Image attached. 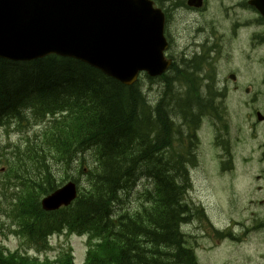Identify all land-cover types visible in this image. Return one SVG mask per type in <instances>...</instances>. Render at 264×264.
I'll return each mask as SVG.
<instances>
[{
	"label": "trees",
	"instance_id": "16d2710c",
	"mask_svg": "<svg viewBox=\"0 0 264 264\" xmlns=\"http://www.w3.org/2000/svg\"><path fill=\"white\" fill-rule=\"evenodd\" d=\"M54 69L79 72L81 79L56 72L53 75L58 77L40 80L39 88L31 86L25 92H16L19 83L22 90L28 87L22 84L24 77L9 71ZM175 74L174 67L173 73L165 76L160 98L151 101L148 91H143L140 85L124 86L73 59L49 56L30 63L0 59V124L25 112L35 121L53 118L42 133L45 147L38 161L39 176L28 180V194L21 201V208L37 211L40 198L58 187L52 161L72 169L86 153L97 156L80 198L72 207L55 213L64 221L48 225L50 231L68 227L101 241L92 245L87 264H197L182 232L184 223L190 219L185 197L191 185L187 182L183 187V172L174 163L179 166L183 163L159 162L156 156L158 150L169 144L173 126L182 133L188 120L185 110L191 116L194 113L193 108L182 102L184 81L172 80ZM57 81H61V86L56 85ZM191 81L198 84V74L192 75ZM206 81L210 88L214 86L212 74ZM49 82L56 88H44ZM177 121L184 125H178ZM139 171L156 177L161 189L153 195L154 208L150 212L130 216L123 214L125 199L120 200L118 192L124 184L133 182ZM39 217L37 223L25 227L26 235L35 237L45 231L42 222L48 215L41 210ZM0 264L35 263L20 256L3 258Z\"/></svg>",
	"mask_w": 264,
	"mask_h": 264
},
{
	"label": "rangeland",
	"instance_id": "374dc122",
	"mask_svg": "<svg viewBox=\"0 0 264 264\" xmlns=\"http://www.w3.org/2000/svg\"><path fill=\"white\" fill-rule=\"evenodd\" d=\"M252 15V13H249ZM255 29H248L243 32L242 41L236 47V54L233 56L234 61H231L230 55L223 53L219 63V79L223 87H227L228 94L225 101V106L229 112V119L231 124V138L235 144V158L234 167H237L235 175L231 178L229 174L223 177L216 170V165L219 164L218 151L215 149L213 137L210 133L212 130L210 126L204 125L201 132L202 146L199 151L201 164L193 174V191L190 197L196 203H203L207 207V212L210 218L218 227H225L231 220L244 222L246 226L251 225L254 220L260 218L262 225L264 224V150H257L254 152L256 143L251 141L249 134L254 119L253 113L256 110H264V67L255 63V61L247 63L243 57L244 49L247 48V38L255 33ZM174 48L178 52H182L186 47L189 51L200 49L196 45L181 42L178 39L173 40ZM209 46L204 47V52L196 59L192 60L185 66H178L175 71L176 74L172 80L184 81V91L188 95L185 97L188 102L196 104L199 108H204L205 105L197 99H202L203 96L214 95L212 89L206 84H194L191 81V76L200 73L201 66L204 63V55L212 53ZM264 49L258 50L250 56L256 60L263 58ZM195 57V56H194ZM240 66V69H236ZM15 70V69H14ZM12 75L17 77H24L23 85H27V89L22 90V85L16 87V92L21 90L25 92L31 86L39 88L40 80L58 77V75L65 73V76H71L78 80L81 79L77 74L79 72H61L54 69L51 72L37 71H23L16 72L9 70ZM183 71V73L181 72ZM60 72V73H56ZM23 73V74H21ZM58 74L57 76L53 75ZM234 73L237 77L238 84H234L229 79V74ZM56 85L61 86V81H57ZM160 86V82L156 83V87ZM164 86V85H163ZM238 86V87H237ZM51 87V88H50ZM44 88L48 90L55 89L52 82L45 84ZM40 88V90H44ZM237 88V89H235ZM249 90H261L259 98L254 102H246L249 100L243 92ZM148 91V99L154 101L155 98H160V88H155ZM18 98L21 95L18 94ZM185 110V109H184ZM213 113H217L216 106H210ZM189 119V118H188ZM179 122L177 121V124ZM259 129H264V126H258ZM39 127H30L26 123L23 125L12 124L7 128H0V169L3 168L7 162L18 164L17 153L19 149L26 151L30 144L34 142V134L39 131ZM183 132V130H182ZM117 151V148H112ZM25 157H31L29 152L23 153ZM23 157V156H22ZM70 175L78 177V170L70 171ZM262 176L263 180L258 181L256 178ZM13 171L7 173L5 169L0 172V223L8 225L7 214L11 206L14 194L18 191L17 186L19 182L13 179ZM261 191H259V190ZM250 201L254 203L251 204ZM123 207L126 209L131 205L129 200L123 202ZM236 234L243 232L241 225L233 227ZM5 235L0 237L1 244L10 251H15L19 245L20 240L11 234L5 228ZM192 239V243L195 241ZM264 240V235L251 234L247 239L248 246H234L230 244H223L219 249L218 257L224 262L223 264H259L261 261L258 258H253L254 252H259V242ZM203 243H207L206 240ZM50 244L57 250L56 253H50V256H55L58 253L67 250L71 246L74 250V257L76 264H82L85 260L87 251L86 237H71L55 236L50 240ZM215 249V248H213ZM253 251V252H252ZM249 252H252L249 253ZM214 256L210 255V262L214 260Z\"/></svg>",
	"mask_w": 264,
	"mask_h": 264
},
{
	"label": "water",
	"instance_id": "95a60500",
	"mask_svg": "<svg viewBox=\"0 0 264 264\" xmlns=\"http://www.w3.org/2000/svg\"><path fill=\"white\" fill-rule=\"evenodd\" d=\"M162 20L150 0H0V58L34 61L50 54L91 61L118 79L166 67ZM72 184L45 201L69 204Z\"/></svg>",
	"mask_w": 264,
	"mask_h": 264
},
{
	"label": "flooded vegetation",
	"instance_id": "af4514ba",
	"mask_svg": "<svg viewBox=\"0 0 264 264\" xmlns=\"http://www.w3.org/2000/svg\"><path fill=\"white\" fill-rule=\"evenodd\" d=\"M232 1L233 0H159V3L163 7L167 15L168 29H169L170 24L175 23L178 20V18H181V21L188 25L195 18V16L200 15L203 12H206L211 4L224 5L225 3H227L230 6ZM248 1L249 0H237V5L239 7L246 6L248 5ZM196 46L198 49H200L201 52L204 51L205 46H209L212 50H214V47L208 43H203L201 45H196ZM171 50L173 51V42L171 44ZM188 54L189 53L183 54L184 59H188ZM200 54L201 53H198V55ZM172 57L173 59L176 58L175 55H173Z\"/></svg>",
	"mask_w": 264,
	"mask_h": 264
},
{
	"label": "bare ground",
	"instance_id": "6f19581e",
	"mask_svg": "<svg viewBox=\"0 0 264 264\" xmlns=\"http://www.w3.org/2000/svg\"><path fill=\"white\" fill-rule=\"evenodd\" d=\"M173 42V41H172ZM204 52V51H203ZM203 52H200L201 54L203 53ZM187 54V53H189L188 54V59H184V55L183 54ZM171 54H172V56L173 55H175L176 56V58L175 59H173L174 60V66H175V69L178 67V66H185V65H187L191 60H192V58H198L200 55H198V53H197V50H195V51H189L188 50V48H185L181 53L180 52H178V51H176L175 50V48H174V42H173V51L171 50ZM181 54V55H180ZM195 56V57H194ZM102 73V72H101ZM185 92V91H184ZM188 95L186 94V92H185V96L182 98V102L184 101V99H185V97H187ZM213 97V95H209V96H203V98L202 99H204V100H210L211 98ZM189 122H190V119H188L187 120V122H186V126L185 127H183L182 128V130H183V132L186 130V128H188V126L190 125L189 124ZM182 124V125H181ZM178 125H180V126H183L184 125V123H178ZM179 126V127H180Z\"/></svg>",
	"mask_w": 264,
	"mask_h": 264
}]
</instances>
